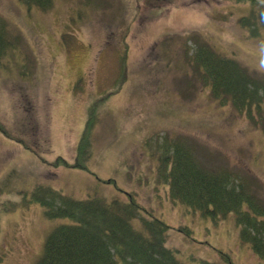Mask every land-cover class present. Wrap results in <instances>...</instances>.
I'll use <instances>...</instances> for the list:
<instances>
[{
    "label": "rangeland",
    "instance_id": "obj_1",
    "mask_svg": "<svg viewBox=\"0 0 264 264\" xmlns=\"http://www.w3.org/2000/svg\"><path fill=\"white\" fill-rule=\"evenodd\" d=\"M77 1L79 3H74L73 11L72 8H61L48 15L33 8L25 13L24 25L22 22L18 23L20 28L25 25L27 27L24 38L32 54L36 72L34 76L31 75L30 64L20 53H15L13 58L0 64V100L3 97L6 100L0 102V120L9 125L12 118L17 117L18 113L13 116L11 108L19 94L6 93L5 90H18L19 80L13 76H23L33 87V96L38 104L36 112L49 135V150L44 154L45 161L50 162L58 156L66 160L72 158L69 146L81 128L83 130L90 109L94 106L90 150L93 157L87 160L88 170L85 171L67 166L53 167L41 161L32 151L25 150L0 134V212L6 214L1 216L0 224L5 225L9 220L12 228L8 233L2 231L0 234L2 240L8 243L7 250L2 251L0 247V263L35 264L38 254L44 248L46 235L57 224L67 223L68 219H47L44 207L38 202L25 205L23 209L11 206L12 203L22 202L23 197L39 200L36 194L43 193L42 189H37L41 185L75 199L93 196L109 201L130 200L133 192L135 196L132 197L146 205L150 211L174 227L177 224L191 227L193 237L202 238L208 244L178 241L175 235H169L167 241L171 248L180 247V243L182 250L194 255H206L210 259L222 261L221 253L228 252L234 264H264L241 241L234 213H230V219L224 225H216L209 213L191 208L187 211L182 207L184 204H167L163 199V186L151 183L158 165L160 148L157 144L170 135L164 131L174 132L175 137H186L179 135V127L185 131L189 129L187 124L191 120L186 115L187 110L192 106L191 110L195 115L207 120L205 107L214 108L216 104L211 101V91L207 89L202 97L199 96L198 88L193 93L195 99L192 94L189 95L192 103L189 102L188 90L205 83L192 60L191 65L186 62L189 67L181 59L176 62L178 56L186 58L188 49L183 43L172 45L175 50L170 53V58L165 55L159 57L158 51L149 60L142 57L151 50L152 41H157L164 35L178 33L186 39L191 32H195L193 39L190 38L187 42L192 51L197 46L195 41L208 39L207 42L213 49L227 56L233 55L242 66L249 68L250 74L260 75L261 70L264 72V28L259 27V34L254 36L255 24L251 25V11L258 10L257 4L264 5V0H255L254 3L251 0H192L197 1L198 5L186 6L181 11L174 9L162 20L161 24L166 26L165 29L160 30L158 25H154L151 30L133 27L135 30L140 29L139 34H155L153 40L148 34L138 37L134 30L130 31L131 34L128 32L130 38L123 35L125 29H132L131 24H128L130 14L125 15L124 10L125 3L129 0ZM145 7L142 10L144 15L148 11ZM10 12L17 15V10L13 7ZM59 12L72 14L71 17L83 25L85 31L62 23L56 26L54 20ZM152 13L157 15V11ZM207 16L210 20L209 27L205 24ZM243 16L246 20L241 23L239 19ZM1 19L3 24L12 25L9 20ZM109 19H112L115 34H120L122 43L119 39H114L112 45L103 44L104 52L97 62L95 79L86 69L88 63V68L96 64L93 51L101 48L102 38L97 29H103ZM43 22L47 26H43ZM144 22H148L146 18ZM16 29L18 28L8 30L12 33ZM21 32L24 34L23 30ZM173 38L172 35L168 37L169 40ZM171 40L158 50L170 48ZM48 41L51 42L48 44ZM38 44L40 59L34 50ZM22 45L24 46L23 42ZM46 49H52V52H40ZM164 53L167 54L166 51ZM123 68L125 79L120 81ZM188 69L194 77L190 83L193 88L190 89ZM1 84H5L4 89ZM153 87L159 89L156 99L153 95L143 96ZM152 100L154 101L150 103ZM45 102H48V108L44 106ZM216 103L221 104L219 101ZM126 107L129 109L126 110ZM218 108L219 112L213 123L205 122L207 128L203 132L195 130L189 136L199 145V162L202 166L220 172L230 171L233 184H246L249 188L247 190L264 200V134L260 125L255 126V123L261 124L264 121V116H259L258 113L251 120L246 114L237 112L229 101ZM254 119L256 122H253ZM199 124H191V129ZM148 137H152L151 147H156L155 165H151L152 160L147 158L152 154L151 148L145 145ZM45 139L44 134L41 142L43 147L46 145ZM39 145L40 143L37 144ZM155 175L158 177V170ZM151 189L153 191H148ZM30 218L35 220L31 222ZM19 221L21 223L18 224Z\"/></svg>",
    "mask_w": 264,
    "mask_h": 264
},
{
    "label": "trees",
    "instance_id": "obj_2",
    "mask_svg": "<svg viewBox=\"0 0 264 264\" xmlns=\"http://www.w3.org/2000/svg\"><path fill=\"white\" fill-rule=\"evenodd\" d=\"M75 2L79 3L77 0H65V2L64 0H0V58L24 39L26 25L21 28L16 25L20 22L24 25L25 13L36 8L45 12L44 15H48L53 11H58L63 3H65L66 7L63 6L65 9L68 6L73 11ZM11 7L17 10V15L10 12ZM256 8L258 10H253L254 20L251 21V24H255L254 36L259 34V27L264 28V6L257 4ZM71 16L70 13L60 14L59 12L55 16L56 25L62 23L81 29V24ZM1 18L9 20L18 29L9 33L8 29L13 30L15 26L3 24L4 21ZM42 19L49 20L48 18ZM244 19L241 23L245 21ZM42 25L47 26L46 22ZM188 57L196 67L202 70L200 76L205 83L200 86L195 85L194 89L203 88V94L207 89L211 91L213 96L211 101L216 104L214 108L205 107L207 120H202L203 117H201L197 121L193 120V123L196 125L200 123L199 125L205 129L207 128L204 125L205 122L206 124L213 123L219 112L220 104L217 105V101L222 105L229 101L237 112L246 114L251 120L258 113L259 116L262 114L264 116V72L262 70L260 73L263 75L250 74L249 68L242 66L233 55L227 56L219 53L206 41L197 43L195 51ZM94 108V106L91 107L84 128L80 130L81 137L76 147L74 162L58 156L51 162L52 166L88 170L87 160L93 157L90 150ZM19 110L24 114L17 115L13 126L7 127L0 120V132L34 152L44 161V152L49 150L47 137L45 136L44 140L46 148L41 149L42 144L35 148L32 145L35 139L31 141L26 134L27 130L36 134L40 133L34 117V104L31 100H27L26 105L21 106ZM253 122L256 120L254 119ZM259 125L264 134V121L261 124L255 123L256 127ZM44 134L46 135V132ZM166 137L170 139H164L159 146L158 168L163 181L168 182L170 199L186 204L192 209H199L202 213H209L211 216L223 217L234 212L240 228L241 241L248 244L257 257L264 261V200L246 191L242 183L233 184L234 180L229 171L217 172L200 166L192 149L187 146L189 145L188 136L182 139ZM41 140H43L42 137ZM37 189H42L43 192L40 195L36 194L39 200L33 197H28V199L23 197L22 202L12 203L11 206H19L23 209L25 205L38 202L44 207L47 219H68V221L57 224L46 235L44 248L38 254L39 259L36 264H184L185 257L178 253L179 249L172 248L171 250L166 246L168 231L172 227L160 220L159 216L156 217L151 213V215L148 214L149 218L138 217L136 211L138 205L132 195L130 200L113 199L109 201L93 196L75 199L41 185ZM137 217L141 220L134 224L132 220ZM1 219L0 215V222ZM30 220L32 222L35 218H30ZM6 223L5 225L0 224V234L2 231L8 233L12 230L9 220ZM178 231L187 238H194L190 227H179ZM0 247L2 251L7 250L8 247V243L4 242L1 237ZM221 259L223 263L206 262L203 264H234L229 253H221Z\"/></svg>",
    "mask_w": 264,
    "mask_h": 264
},
{
    "label": "bare ground",
    "instance_id": "obj_3",
    "mask_svg": "<svg viewBox=\"0 0 264 264\" xmlns=\"http://www.w3.org/2000/svg\"><path fill=\"white\" fill-rule=\"evenodd\" d=\"M196 42V41H195Z\"/></svg>",
    "mask_w": 264,
    "mask_h": 264
}]
</instances>
